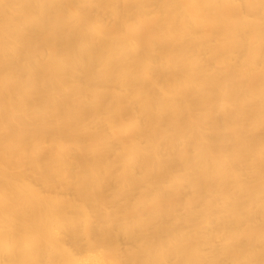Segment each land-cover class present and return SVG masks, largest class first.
Here are the masks:
<instances>
[{
	"label": "bare ground",
	"instance_id": "6f19581e",
	"mask_svg": "<svg viewBox=\"0 0 264 264\" xmlns=\"http://www.w3.org/2000/svg\"><path fill=\"white\" fill-rule=\"evenodd\" d=\"M0 264H264V0H0Z\"/></svg>",
	"mask_w": 264,
	"mask_h": 264
}]
</instances>
